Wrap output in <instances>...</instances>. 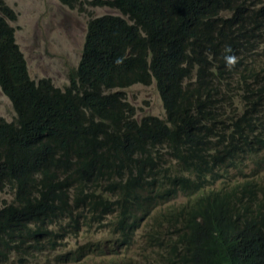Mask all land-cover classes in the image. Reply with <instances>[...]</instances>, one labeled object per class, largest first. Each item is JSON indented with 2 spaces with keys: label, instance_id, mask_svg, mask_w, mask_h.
<instances>
[{
  "label": "trees",
  "instance_id": "1",
  "mask_svg": "<svg viewBox=\"0 0 264 264\" xmlns=\"http://www.w3.org/2000/svg\"><path fill=\"white\" fill-rule=\"evenodd\" d=\"M59 1L117 11L89 19L60 89L30 78L8 23L17 15L0 0V90L15 114L0 118V264H27L95 227L112 230L116 257L142 225L146 254L135 264H264V122L219 114L233 89L264 81V0ZM152 83L165 118L138 124L120 90ZM256 94L264 99V87ZM248 158L261 187L240 179ZM221 176L233 182L223 187ZM120 202L121 214L104 208ZM162 220L179 226L170 239ZM84 255L69 248L54 262Z\"/></svg>",
  "mask_w": 264,
  "mask_h": 264
},
{
  "label": "rangeland",
  "instance_id": "2",
  "mask_svg": "<svg viewBox=\"0 0 264 264\" xmlns=\"http://www.w3.org/2000/svg\"><path fill=\"white\" fill-rule=\"evenodd\" d=\"M2 2L17 15L14 22L8 23L15 29L16 42L26 60L29 76L36 81L50 79L54 86L60 89L70 83L68 71L78 62L86 32L85 23L93 17L117 11H108L88 4L82 7L86 11H79V8L69 9L61 6L58 0H2ZM257 62L259 64L256 68H260L264 64V56L258 57ZM120 91L139 117L145 115L164 117L154 83L147 86L134 85ZM236 100L248 102L249 98L245 93L236 95ZM260 101L263 103L262 98ZM263 110L264 107L259 109ZM13 116L15 114L11 104L0 90V117L5 121H11ZM226 180L229 183L231 178L226 177ZM113 238L112 230L95 227L86 234H71L57 252H62L67 247L77 249L89 239L92 244H97V254L102 259L106 254V243ZM133 239L136 243L131 249H138L141 254H146L142 252V246L145 244L142 231H137ZM157 250L160 251V248ZM52 254L54 256L56 253ZM82 259L83 256L80 261Z\"/></svg>",
  "mask_w": 264,
  "mask_h": 264
},
{
  "label": "bare ground",
  "instance_id": "3",
  "mask_svg": "<svg viewBox=\"0 0 264 264\" xmlns=\"http://www.w3.org/2000/svg\"><path fill=\"white\" fill-rule=\"evenodd\" d=\"M58 2H59V4L61 5V6H64L63 4H61L60 3V1L58 0ZM100 9H107L108 11H110L111 10V8H109V7H107V6H100ZM105 15H107V13H105ZM112 16H115V15H112ZM120 17H123L121 14H120ZM87 23H88V21L85 23V27H86V25H87ZM17 43V42H16ZM22 52V51H21ZM27 64V63H26ZM195 64L196 63H194L193 62V65H191V66H194L195 67ZM205 66V65H204ZM27 70H28V68H27ZM29 74V73H28ZM262 77H263V75H261V79H262ZM31 78V77H30ZM236 78V77H235ZM234 78V79H235ZM32 79V78H31ZM36 81V80H35ZM38 81V80H37ZM224 81H227L226 79L224 80ZM248 84H249V87H252V88H254V87H256L257 89H259L260 87H264V81L263 80H261L260 82H259V84H257L256 83V81H254V79L253 78H249L248 79ZM155 87H156V85H155ZM241 87L242 86H240V88L239 89H233L232 90V93L231 94H234L235 96L236 95H243V94H245L246 92H247V90H244V89H242L241 90ZM225 88V87H224ZM243 88V87H242ZM158 92V91H157ZM256 92V91H255ZM158 97H159V101H160V103H161V105H162V107H163V104H162V102H161V99H160V96H159V94H158ZM263 103H264V99H263ZM264 105V104H263ZM131 106V105H130ZM132 107V106H131ZM133 108V107H132ZM229 108H231V109H225V106H223L222 107V109L220 108L219 110V114L220 113H224L223 111H227V115H228V118L229 119H231V118H233V117H236L237 116V118L235 119V120H233L232 122H235V121H238V120H240L241 118H243V115L244 114H246V113H248L249 112V114H250V116H248V117H252L251 119H250V121L252 122V121H254V125L255 124H257L258 122H259V120H257L256 119V115H258L260 112H258L259 110H256V111H254V112H251V111H247V110H245V108H244V103L242 102V101H237L236 99L233 101V104H232V106H229ZM134 109V108H133ZM163 111H164V108H163ZM134 116H135V119L137 120V122H138V124H140L141 123V121L142 120H144L146 117H148L149 115H145V116H142V117H139L138 115H137V113H136V111L134 110ZM150 117H155V116H150ZM1 118V117H0ZM155 118H158V117H155ZM165 118V111H164V117L163 118H158V119H164ZM264 122V120H262V123ZM262 125V124H261ZM60 150H64L65 148H66V145L65 144H62V145H59V147H58ZM68 154L69 153H67L65 150L64 151H62L60 154H58V157H60V156H62V157H67L68 156ZM259 167H260V164H259V162L258 161H256V160H253V159H251V158H248V160H245V163H244V165H243V171H242V176H241V180H243V181H245V182H249V181H253L254 183H257L258 185H259V183L255 180V179H253L252 177H250V176H248V173H249V175H251L253 172H257L258 170H259ZM262 177H264V172H262L259 176H258V178H259V180H261L262 182H263V180H262ZM260 186V185H259ZM261 187V186H260ZM248 189L251 191V192H253L252 191V189H251V186L249 185L248 186ZM2 197H4V196H2ZM7 197H10V196H7ZM123 202H120V203H117V204H112V205H109V206H105L104 208H106V209H109L111 212H114V213H118V214H121V213H123V204H122ZM90 230V229H89ZM88 232V230H85V229H82V230H80V231H78V232H76L75 234L74 233H71V234H74V235H82V234H86ZM70 234V235H71ZM69 235V236H70ZM114 239V238H113ZM113 239L112 240H110L109 242H107L106 243V245H105V248H106V254L103 256V258H102V260H103V262H105L106 260H108V259H111V258H116V259H118V261H119V263H121V264H135V261L136 260H142L141 259V257H140V255H139V253L136 251V250H134V249H130L129 248V246L128 245H126V246H123L122 247V249L120 250L121 251V254L120 255H118V256H113V254L110 252V250H109V247L112 245V241H113ZM67 241V240H66ZM29 244H32L30 241L28 242ZM32 245H34V244H32ZM62 245V244H61ZM199 245V244H198ZM60 247L61 246H59V247H57L56 248V250L55 251H53L52 253H56L54 256H58V255H60V254H62L63 252H64V250L62 251V252H57L59 249H60ZM81 247H83L84 248V258H83V261H87V263L88 264H94V262H97V259L96 258H94V257H92V255H91V253H89V248H97L98 249V246H97V244H92L91 242H90V240L89 239H87L85 242H84V245L83 246H81ZM65 249H69V248H65ZM43 252V254H49V258H47V260H46V263H48V264H55V262H54V256H53V254L52 253H49L46 249H44V251H42ZM79 262H80V264H81V262L82 261H80V259H79Z\"/></svg>",
  "mask_w": 264,
  "mask_h": 264
},
{
  "label": "clouds",
  "instance_id": "4",
  "mask_svg": "<svg viewBox=\"0 0 264 264\" xmlns=\"http://www.w3.org/2000/svg\"><path fill=\"white\" fill-rule=\"evenodd\" d=\"M231 59H233V58H232V57H229V60H231ZM263 75H264V74H263ZM256 90H257L256 87H254V88H252V87H248V89H247V92H246V93H247V95H248L249 101H248V102H243V103H244V108H245V110H247V111L254 112V111L259 110V109H261L262 107H264V106H263L264 103H262V102L260 101V98L257 96V94H256V92H255ZM254 102H256V107H255V108H254V106H253V103H254ZM256 117H258V118L262 117V120L264 119V116H263V115H262V116H258V115H256ZM258 155H259V159H261V155H264V150L262 149V150L258 153ZM232 182H233V179L231 178V180L229 181L228 185H230ZM217 184H219V185L225 187L226 184H227V180H226V178H225L224 176H221V177L217 180ZM110 220H111V217L105 219L104 221H106V222L109 223ZM162 223H163V228H164V231H165V233H166V236H167L168 239H170L169 236H171V234H173V231H174L175 229H178L179 226H178V225H175V224H171V229H169L168 226H167V224H166L163 220H162ZM104 228H109V227H104ZM144 229H145V227H144V225H142L141 228H140L139 230L142 231V238L145 239V236H144ZM151 229H153V227H151ZM139 230H138V231H139ZM145 240H146V239H145ZM155 243H156V246H159L158 242H155ZM136 251L139 253L141 259L143 260L141 252H140L138 249H137ZM49 257H50L49 254H48V255H47V254H46V255H45V254H35V256H34L33 258H30V259H29L30 262L27 261V264H48V263H46V260H47V258H49ZM10 264H18V263L16 262V256H13V259H12V257H11Z\"/></svg>",
  "mask_w": 264,
  "mask_h": 264
}]
</instances>
